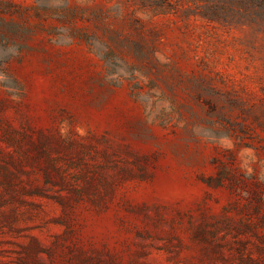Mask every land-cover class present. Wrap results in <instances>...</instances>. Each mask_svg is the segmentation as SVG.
<instances>
[{"label": "rangeland", "instance_id": "obj_1", "mask_svg": "<svg viewBox=\"0 0 264 264\" xmlns=\"http://www.w3.org/2000/svg\"><path fill=\"white\" fill-rule=\"evenodd\" d=\"M0 264H264V0H0Z\"/></svg>", "mask_w": 264, "mask_h": 264}]
</instances>
